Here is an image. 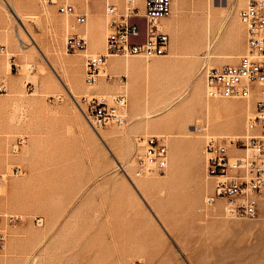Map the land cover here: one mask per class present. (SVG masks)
<instances>
[{
  "label": "rangeland",
  "instance_id": "rangeland-1",
  "mask_svg": "<svg viewBox=\"0 0 264 264\" xmlns=\"http://www.w3.org/2000/svg\"><path fill=\"white\" fill-rule=\"evenodd\" d=\"M87 1L0 0V48H6L0 53V81L6 78L9 85L8 92H0V211L22 217L8 227L0 264H255L249 263L248 247L264 243V210L257 218H232L221 200L213 204L215 209L207 206L215 178L207 171L205 152L209 136L243 134L255 111L239 108L245 107L243 100L235 109L227 102L238 100H207L199 73L204 63L232 62L244 51L246 30L239 15L249 0H215L218 6L210 13L207 8L202 13L200 7L211 0H185L189 8L175 7L159 20L171 36L166 55L149 59L117 55L123 64L140 60L156 64L158 71H135L128 90L125 71L109 68L112 77L103 75L98 81L108 85L106 91L85 83L89 55L84 53L97 51L88 46L86 52L72 53L66 48L68 37L80 25L96 37L97 45L101 38L105 44L110 27L96 22L91 31L100 7L98 0H90L95 6L89 13ZM64 2L73 4L77 13H86L87 22L79 24L74 16L60 13L58 6ZM124 3H116L121 13ZM136 6L143 12V0ZM105 17L109 24L112 16ZM170 20L175 26H167ZM132 22L145 33L144 17H133ZM201 22L206 27L203 34ZM15 31L24 34L19 42ZM210 41L212 54L207 53ZM233 51L234 56H228ZM126 87V123L100 129L106 134L102 140L75 98L92 92L112 95ZM186 88L203 102L218 105L209 113L210 131L196 128L209 119L206 106L198 102L179 111L173 104L145 119L146 104L152 110L160 102V108ZM145 133L167 137L169 161L164 173L139 176L148 184L141 195L132 181L136 182L135 159L142 153L138 137ZM19 137L25 142L13 152ZM14 166L23 173L14 174Z\"/></svg>",
  "mask_w": 264,
  "mask_h": 264
},
{
  "label": "built area",
  "instance_id": "built-area-1",
  "mask_svg": "<svg viewBox=\"0 0 264 264\" xmlns=\"http://www.w3.org/2000/svg\"><path fill=\"white\" fill-rule=\"evenodd\" d=\"M143 5V13L139 12L138 6H132L127 14H121L119 18L115 15L116 5L108 4L112 18L109 22L110 32L106 37V52L87 57L85 81L88 84L98 80L102 65L110 54L152 58L169 52L170 33L160 26L158 20L172 13L173 0H143ZM58 11L62 14H74L77 23L84 24L87 21V15L77 13L73 4L61 3ZM240 16L246 29L247 51L236 62L204 68L206 94L211 98L231 99H246L256 95V110L255 115L249 118L241 137L229 141L226 137L212 136L207 139V171L216 177L214 193L208 201L212 202L220 197L227 203L230 214L240 218H256L260 215L261 200L264 197V0H249ZM132 17L146 19L143 41L137 40L142 31L137 23L131 21ZM66 48L72 53L84 51L87 40L79 34H73L68 37ZM8 91V84L1 80L0 92ZM55 99L53 97L51 100ZM77 103L96 129L121 124L126 119L124 110L128 99L125 92H118L110 97L84 95ZM141 138L143 143L142 153L137 158L138 173H164L169 161L165 137L149 134ZM24 142V138L19 137L13 145V152H17ZM228 144L243 152L230 153ZM13 173L22 174L23 169L14 166ZM21 220V216L0 211V251L6 245V226L16 225ZM36 220L38 223L42 222V218Z\"/></svg>",
  "mask_w": 264,
  "mask_h": 264
},
{
  "label": "bare ground",
  "instance_id": "bare-ground-1",
  "mask_svg": "<svg viewBox=\"0 0 264 264\" xmlns=\"http://www.w3.org/2000/svg\"><path fill=\"white\" fill-rule=\"evenodd\" d=\"M89 1V0H88ZM116 2H113L112 0H106L105 1V15L106 16H110L109 15V11H108V4H110V3H114L115 5H116V11H115V15H117V17H121V14H127V12L129 11V9L132 7V6H136V2L138 1V0H133L132 2H127V0H125V7H124V10H123V12L121 13L120 11H119V9H118V5L116 4V3H118V0H115ZM194 6V5H193ZM217 7L218 5H216V3H215V0H211L209 3H208V5L206 6V5H201V11H202V13H205V9L207 8L208 10H209V13H210V10H211V8L212 7ZM179 8L180 10H182V11H184V10H186L187 8H189V5L187 4V2L185 1V0H173V9L174 8ZM173 9H172V12H173ZM177 10V9H176ZM172 14V13H171ZM170 14V15H171ZM70 15H72V16H74V14H70ZM169 15V16H170ZM208 15H210V14H208ZM169 16H165V17H162V18H166V17H169ZM239 17H240V20H241V16L239 15ZM20 18V17H19ZM74 18H75V16H74ZM162 18H160V19H162ZM210 19V18H209ZM208 19V20H209ZM76 21V20H75ZM210 21V20H209ZM87 22V21H86ZM85 22V23H86ZM241 22H242V20H241ZM84 23V24H85ZM158 23H159V20H158ZM174 22L172 21V20H170L169 22H168V24H167V26H169L170 24H173ZM80 24V23H79ZM174 24H176V23H174ZM173 24V25H174ZM242 24L244 25V23L242 22ZM22 26V25H21ZM67 26V25H66ZM68 26H69V23H68ZM105 26H106V28H107V30H108V28L110 27L109 26V24H108V22L106 21V17H105ZM163 29H164V27L162 26V25H160ZM175 26V25H174ZM102 27V26H101ZM199 29H200V31H201V33L203 34L204 33V31H205V22H201L200 24H199ZM23 28V27H22ZM244 28H245V25H244ZM23 30V29H22ZM25 30V29H24ZM23 30V33L24 34H27L25 31ZM165 30V29H164ZM246 30V29H245ZM177 32V31H176ZM208 32L210 33V30H208ZM22 33V31H15V36H16V38H17V41L19 42L21 39H22V37H23V34ZM178 34V33H177ZM176 34V35H177ZM108 35V34H107ZM107 35H106V37H107ZM86 40H87V43H88V45H87V48L84 50V51H82V52H86V51H88V46H89V48H91V47H97V46H101L102 47V45H105V51L104 52H102V53H105L106 52V37H105V44L103 43V39L101 38V42H100V45H99V43H98V45H97V42H96V37L94 36V35H92L90 32H88V30H85V32H84V36H83ZM217 37V36H216ZM214 40H215V38H214ZM213 41V40H212ZM174 42V41H173ZM172 42V43H173ZM215 43V42H214ZM7 44L9 45V44H11V42L8 40V42H7ZM174 45V44H173ZM214 45V44H213ZM237 45H239V43L237 44ZM3 46V45H2ZM20 47L21 48H25V47H27L26 45H23V44H21L20 45ZM207 47H208V50L209 51H207V53L208 54H210L211 52H210V50H211V41L209 42V45H207ZM237 47V46H236ZM175 48V47H174ZM178 49V48H177ZM5 50H6V48H5V46H3V48H0V53H5ZM247 51V41H246V43H245V50L243 51V53H245ZM8 52V51H7ZM243 53H241L240 55H242ZM85 55H90V54H96V53H84ZM212 54V53H211ZM234 51L233 52H231V53H229L228 54V56H234ZM239 55V56H240ZM7 56H8V54H7ZM10 56V55H9ZM109 56H117V55H109ZM108 56V57H109ZM163 56V55H162ZM238 56V57H239ZM156 57H158V56H156ZM205 57H206V55H205ZM238 57H237V59H238ZM153 58V57H152ZM149 59V58H148ZM236 59V60H237ZM236 60L235 61H232V62H236ZM225 63H227V62H225ZM221 64H224V63H221ZM221 64H216V65H221ZM11 65H12V63H11ZM117 66H122V67H124V71H125V75L129 78V81H128V83L126 82V84H127V87H128V90H129V83L130 84H133V82H134V72L135 71H143V72H145V73H151V72H154V71H158L157 70V67H156V64L154 65H152L151 63H142L140 60H136L135 62H134V64L132 65V63H125V64H123L122 63V61H119L117 64H116ZM172 65L173 64H171L170 66H169V68L170 67H172ZM19 66V68L21 67L20 65H18ZM110 66H111V63H110V61H106L105 62V64H103L102 65V69H101V72H100V77H102L103 75H104V77L105 78H111L112 76L111 75H109L108 74V69L110 68ZM190 69L192 68V64H190ZM209 66H215V65H210V64H208V63H204V64H202L201 65V68H200V70H199V73L200 74H202V76H203V79H204V95L208 98L207 100H213V99H221V98H211V97H209V96H207V94H206V85H205V74H204V68L205 67H209ZM107 69V70H106ZM8 74L10 73L9 71L7 72ZM100 77L98 78V80L95 82V83H93V84H88L86 81H85V83H86V85H88L89 87H94V88H97L99 91H103V90H105L106 91V89L108 88V85H106V83H101L100 85L98 84V81H99V79H100ZM2 80L4 81V82H6L7 84H8V81L6 80V78H2ZM11 80H13V78H10V81ZM104 80V79H103ZM190 85V84H189ZM189 85H188V88H189ZM9 86V85H8ZM110 86V85H109ZM111 87V86H110ZM127 87L126 88H124V90L123 91H121V92H125L126 93V95H127V97H128V90H127ZM188 88H186L184 91H183V93L178 97V98H176V99H171V100H169L168 101V103L167 104H164L163 106H161L160 108H159V104H160V102H158L157 104H155L153 107H152V110H151V107L148 105V104H146V106H145V113H146V116H145V119H149V118H152L153 116H155V115H157V114H159V113H161L162 111H164L163 109H167L168 108V106H170V105H175V108H176V111L178 110H180L181 108H184L185 107V105H191V106H193L194 104H196L197 102L198 103H200V104H204L205 106H206V116L207 117H209V113H210V110H211V107H213V108H215V109H218V105L217 104H214V105H212L211 104V102L210 101H207V100H205L204 102L202 101V98H200V97H198V95H196V94H194L193 95V93H192V91L190 92L189 90H188ZM96 89V90H97ZM132 89H133V87H132ZM112 90V89H111ZM111 90H109L110 92H111ZM69 91V93L73 96V93L70 91V90H68ZM190 92V93H189ZM107 93V92H106ZM109 94V93H108ZM84 95H86V96H105V97H110V96H112V95H107V94H104L103 92L102 93H96V92H92V93H90V94H84ZM178 96V95H177ZM176 96V97H177ZM74 97V96H73ZM140 99H142V97L141 96H138ZM75 98V97H74ZM258 98V96H256V95H253V96H250L249 98H246V99H234V100H238V102H234V101H228L227 102V106L229 107V108H234L235 109V107L236 108H238L240 105H239V100H243V101H246V103H245V107H239V108H244L245 110H247V111H250V110H252L253 109V114H254V111H255V109H256V99ZM196 99H198L197 101H196ZM222 99H231V98H222ZM77 101H79V99H77V98H75V102L77 103ZM219 101V100H218ZM243 101H241V103H243ZM216 103H217V101H216ZM243 103V104H244ZM242 104V105H243ZM77 105H78V103H77ZM239 105V106H238ZM186 106V107H187ZM78 107L80 108V106L78 105ZM220 107V106H219ZM128 109H129V98H128V104H127V107L125 108V110H124V116H126V117H128ZM220 109V108H219ZM243 109V110H244ZM80 110H81V108H80ZM223 110V109H222ZM239 110V109H238ZM242 110V109H241ZM217 111V110H216ZM230 111H231V109H230ZM246 111V112H247ZM81 112H82V110H81ZM83 113V112H82ZM217 113V112H216ZM84 114V113H83ZM85 116V115H84ZM86 117V116H85ZM249 118H252L253 116L251 115V116H248ZM247 117V118H248ZM248 118V119H249ZM86 119H87V117H86ZM200 119V118H199ZM88 120V119H87ZM217 120V119H216ZM233 120V119H232ZM89 121V120H88ZM207 121H208V123L207 124H203L202 122H200V124H198L197 125V130L198 131H200V132H204V131H210L209 130V128H210V125H211V119H210V117H209V119H207ZM234 121V120H233ZM90 122V121H89ZM236 122H238V121H236ZM126 122L124 121V122H122L121 124H119V125H124ZM91 124V123H90ZM192 126H194L193 124H191ZM216 125V124H215ZM237 125V124H236ZM93 127V126H92ZM216 127V126H215ZM237 127V126H236ZM246 127H247V123L245 124V130H246ZM103 128H106V127H101V128H98V129H96V128H94L93 127V129L97 132V134L99 135V137L102 139V140H104V138H105V133H101L100 132V129H103ZM216 129V128H215ZM214 129V130H215ZM231 129V128H230ZM188 130L189 131H193V129H191L190 127H188ZM235 132V131H234ZM245 132V131H244ZM149 134H156V133H145L144 135H142L143 137H146L147 135H149ZM244 134V133H243ZM243 134H240V135H235V136H229V135H217V136H213V137H216V138H218V137H220V138H223V137H226V138H229L228 139V141L229 140H231V139H236V138H238V137H241ZM157 135H160V136H164L165 137V139H166V141H167V137L164 135V134H157ZM209 137H212V136H209ZM138 140H139V143H143V138H141V137H138ZM228 147H229V152L230 153H232V154H234V153H242L243 152V150H241V149H238V148H235L233 145H230V144H228ZM231 149L233 150V151H231ZM250 150V149H249ZM248 150V152H250ZM141 152H142V148H141ZM205 152H206V149H205ZM137 161H136V159H135V163H134V172H133V174H134V176L136 177V179H135V181L136 182H134V181H132V184H133V186L141 193L144 189H145V187L148 185L146 182H144L143 180H141L140 178H139V176H150V175H155V174H148V175H142L141 173H138V171H137ZM125 174H126V176H128L130 179H132L133 180V177H132V175H130L126 170H125ZM2 177H3V175H1ZM211 176V175H210ZM211 177H213V178H216V177H214V176H211ZM200 190H202V189H200ZM141 195H143L142 193H141ZM212 196V195H211ZM144 197V196H143ZM210 197V196H209ZM209 197L207 198V202L209 203V204H207V205H212V204H214L215 202H217V201H222L223 202V206H224V208H225V212H227L232 218L233 217H237V216H234V215H232V214H230L229 213V209H228V205H227V203L225 202V200L224 199H222V198H220V197H216L215 198V200L214 201H212V202H210V201H208L209 200ZM263 199H264V197H262V200H261V202L263 201ZM214 208H215V206H214ZM217 208V207H216ZM8 213V212H7ZM240 218V217H239ZM257 218V217H256ZM254 224V223H253ZM10 226H14V225H7L6 226V229H5V231H6V234L8 233V227H10ZM241 226V225H240ZM258 226V225H257ZM245 227H247V228H250V227H252L253 229L255 228L254 226H252L251 224H246L245 225ZM262 227H263V230H264V224L262 225ZM244 228V227H243ZM252 228H250V229H252ZM261 229V228H260ZM6 244H7V239H6ZM251 244H253V243H251ZM5 248H6V245H5ZM5 248L3 249V250H5ZM248 255H247V258L248 259H250L249 260V263L251 262V260H252V263H255V264H264V243L263 242H261V243H254L253 245H250L249 247H248ZM2 250V251H3Z\"/></svg>",
  "mask_w": 264,
  "mask_h": 264
},
{
  "label": "crops",
  "instance_id": "crops-1",
  "mask_svg": "<svg viewBox=\"0 0 264 264\" xmlns=\"http://www.w3.org/2000/svg\"><path fill=\"white\" fill-rule=\"evenodd\" d=\"M113 2H115L114 0H112ZM91 1L89 0V1H87V4H86V6H87V9H88V12L89 13H91V11H93V7L95 6V5H91V3H90ZM97 4H99V7H100V9L96 12V14H97V18H95L94 19V21H91V31L93 32V30H92V28H93V25L96 23V22H99V24H100V27L102 26L103 27V24L105 25V15H104V11H103V5H105V0H104V2H103V0H98V2H97ZM118 5V4H117ZM102 7V8H101ZM76 8V7H75ZM141 13H143V12H141ZM86 14V13H85ZM87 15V14H86ZM91 15V14H90ZM133 18V17H132ZM132 18H131V21H132ZM101 27V28H102ZM87 28H85L83 25H80L79 27H77V29H76V34H79V35H81V36H83L84 35V32H85V30H86ZM89 30V29H88ZM90 31V30H89ZM102 35H103V30H102ZM145 39V33H143L142 32V35L139 37V38H137V40L138 41H143ZM170 44H171V42H170ZM89 50H91V51H97V53H101V52H104L105 51V45H102V47L101 46H97V47H91V48H89ZM174 51L175 50H177V48H174L173 49ZM244 50H245V48H244ZM243 53V52H242ZM108 61H110V63H111V66H110V72H114V73H117V72H121L122 70H124V68L122 67V66H117L116 64L119 62V61H121L119 58H118V56H109L108 57V59H107V62ZM110 74H112V73H110ZM134 114V116H135V112H132V115ZM223 129H228V127H225V128H223ZM143 130V129H142ZM172 145H174V143L172 142ZM172 164H173V161H172ZM172 166V165H171ZM172 168H173V170L175 171V170H177L176 168H174L173 166H172ZM217 202H219V201H217ZM208 206V205H207ZM210 207H213V209H215L214 208V206H213V204H212V206H210ZM264 210V205L262 206L261 205V211H263Z\"/></svg>",
  "mask_w": 264,
  "mask_h": 264
}]
</instances>
